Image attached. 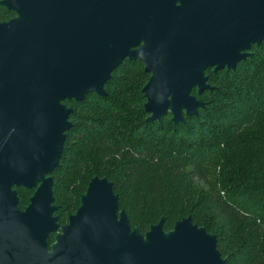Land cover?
I'll return each mask as SVG.
<instances>
[{
	"label": "water",
	"instance_id": "obj_1",
	"mask_svg": "<svg viewBox=\"0 0 264 264\" xmlns=\"http://www.w3.org/2000/svg\"><path fill=\"white\" fill-rule=\"evenodd\" d=\"M0 264H226L191 217L131 227L106 177H92L67 222L52 171L86 94L124 60L143 64L148 121L203 106L205 71L234 70L264 40V0H0ZM33 189L24 209L16 188ZM51 235L53 241L50 242Z\"/></svg>",
	"mask_w": 264,
	"mask_h": 264
},
{
	"label": "trees",
	"instance_id": "obj_2",
	"mask_svg": "<svg viewBox=\"0 0 264 264\" xmlns=\"http://www.w3.org/2000/svg\"><path fill=\"white\" fill-rule=\"evenodd\" d=\"M14 12L0 5V21ZM234 70L205 71L211 90L195 115L148 121L143 64L124 60L72 108L59 165L52 171L60 224L80 204L89 180L106 177L131 227L164 230L191 217L215 234L226 264H264V40ZM24 209L33 189L16 188ZM53 241L51 235L50 242Z\"/></svg>",
	"mask_w": 264,
	"mask_h": 264
},
{
	"label": "flooded vegetation",
	"instance_id": "obj_3",
	"mask_svg": "<svg viewBox=\"0 0 264 264\" xmlns=\"http://www.w3.org/2000/svg\"><path fill=\"white\" fill-rule=\"evenodd\" d=\"M14 16H15V14H14Z\"/></svg>",
	"mask_w": 264,
	"mask_h": 264
}]
</instances>
